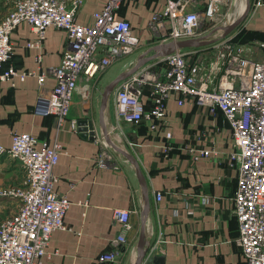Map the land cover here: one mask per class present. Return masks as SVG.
<instances>
[{
	"label": "crops",
	"instance_id": "obj_1",
	"mask_svg": "<svg viewBox=\"0 0 264 264\" xmlns=\"http://www.w3.org/2000/svg\"><path fill=\"white\" fill-rule=\"evenodd\" d=\"M257 1L251 0L252 7L244 27L252 38L264 40V5L257 6ZM14 2L0 0V10L5 9L8 13ZM107 2L85 0L78 21L93 23V13ZM240 2L242 15L245 1ZM165 3L166 0H122L116 11L115 17L129 21L133 34L142 44L132 54L136 55V62L141 56L150 55L155 46L166 43L149 27L152 15L161 11ZM207 3L208 0H189L188 10L203 11ZM11 39L14 44L11 63L18 70L41 71L58 65L67 44L66 32L50 27L44 41L43 61L39 64L36 60L39 50L27 46L36 39L30 25L20 24ZM207 46L185 50L195 52L193 56L203 60ZM126 58L110 66L92 82L89 99L78 90L69 115L61 123L57 116L43 117L33 112L41 92L35 77L17 80L14 86L10 82L0 83V143L10 147L12 132L19 131L32 133L41 142L63 147L54 167L59 177L55 187L60 194L68 195L72 204L65 215L67 228L56 230L52 235L45 264H100V255L114 249L119 250V257L117 263L111 264L136 263L144 204L136 169L128 159H119L118 167L103 168L98 164L104 148L102 138H105L100 121L102 94L118 75L135 65L124 68ZM119 84L112 90L104 109V124L110 138L135 156L146 179L151 207L145 262L163 256L164 264H246L236 243L239 225L233 197L238 172L237 167L227 161L232 143L223 118L213 120L205 108L194 103L179 105L171 97L167 104L166 126L152 130L147 123L135 125L119 114L116 103H109ZM53 85L54 80L48 78L45 87L50 89ZM82 86L83 81L80 88ZM85 118L94 121V138L88 136V132L80 131L78 121ZM214 122L220 124L221 132L213 130ZM168 133L171 138L167 137ZM211 146L218 155L198 161L188 150ZM24 180L21 163L1 154L0 192L22 185ZM156 193L162 194L161 201L156 200ZM15 209L16 203L0 194V221ZM117 209L131 212L133 228L126 233V244L114 242L121 232L114 217Z\"/></svg>",
	"mask_w": 264,
	"mask_h": 264
},
{
	"label": "built area",
	"instance_id": "obj_2",
	"mask_svg": "<svg viewBox=\"0 0 264 264\" xmlns=\"http://www.w3.org/2000/svg\"><path fill=\"white\" fill-rule=\"evenodd\" d=\"M84 3L85 0H15L0 20V83L14 86L17 80L35 77L41 92L33 112L43 117L57 116L60 123L69 115L78 90L89 99L92 82L142 47L130 22L115 17L122 0H108L93 13L91 24L77 19ZM188 3L189 0H166L162 10L152 15L149 27L164 42L203 37L205 21L216 17L225 0H208L203 11L188 10ZM256 5H264L263 0ZM22 23L30 25L36 34L27 46L39 50V64L43 61L47 30L54 27L66 32L67 44L58 65L38 71L18 70L11 63V36ZM255 41L264 51V40ZM230 46L221 53L222 58L226 57L221 63H206L185 49L146 63L120 82L115 100L119 114L127 121L135 125L147 123L152 130L168 124L167 104L171 97L179 105L194 103L205 108L213 120L223 118L232 143L227 161L238 172L233 197L239 225L236 243L246 264H264V59H250L240 45L232 49ZM48 78L54 80L50 89L45 87ZM213 126L215 132L222 131L220 124L214 122ZM167 137L171 138V133ZM188 150L195 161L218 155L213 146ZM62 152V145L41 142L29 132L13 131L10 147L0 143V155L17 159L25 171L22 185L0 192L16 203L15 211L0 221V264H45L53 233L67 228L65 215L72 202L68 195L56 190L59 177L54 172ZM98 164L103 168L118 167V159L104 147ZM161 199L162 194L156 193V200ZM114 217L121 226L114 242L126 244V233L133 228L131 212L117 209ZM118 257V249L109 250L100 255L99 262L117 263Z\"/></svg>",
	"mask_w": 264,
	"mask_h": 264
},
{
	"label": "water",
	"instance_id": "obj_3",
	"mask_svg": "<svg viewBox=\"0 0 264 264\" xmlns=\"http://www.w3.org/2000/svg\"><path fill=\"white\" fill-rule=\"evenodd\" d=\"M251 7H252L251 0H247V6H246L245 12L238 19H236L232 24L226 27H223V29H225V32H231L233 29L238 27L243 22V20H245L246 17L248 16ZM216 30L217 29L213 30L209 35L203 36L200 38L170 41V42H166V43L155 46L154 48L150 50L152 52L150 55L141 56L131 69L121 73L111 83H109L106 86L102 94L101 120L100 121L103 126L102 129H103V134L105 136V139L110 145H112L115 151L122 154L126 159H128L134 165L141 188H142V192H143L144 204H143V208L141 211V226H140V233H139V240H138V255H137L135 264H164V257L163 256L152 257L148 262H145L146 254H147L146 229H147V220H148V216L150 213V207H151V199H150L148 186H147L144 174L135 156L129 151H127L126 149L118 146L110 138L107 128L104 124V116H103L104 109L106 108L109 96L112 90L115 88V86H117L121 81L127 79L132 74H134L141 66L153 60H156L158 58L167 56L178 49L193 48V47L198 48V47L209 45L216 40V39L215 40L209 39L215 33ZM78 126L80 127V131L88 132V136H91L92 138L96 136L95 125L92 119H88V118L81 119L78 121Z\"/></svg>",
	"mask_w": 264,
	"mask_h": 264
},
{
	"label": "rangeland",
	"instance_id": "obj_4",
	"mask_svg": "<svg viewBox=\"0 0 264 264\" xmlns=\"http://www.w3.org/2000/svg\"><path fill=\"white\" fill-rule=\"evenodd\" d=\"M241 10L242 7L240 0H225V4L221 5L216 17L210 21H205L202 28L204 30L203 31L204 36L209 35L213 30L219 27L221 28L225 25L232 24L236 19H238L241 16L240 15ZM6 14H7V10L5 9L0 10V15L2 18ZM248 17L249 15L246 17L245 20H243V22L238 27L233 29L231 32L224 31L223 36L218 38L214 37L216 40L214 39L215 41L207 46L208 49L206 51L208 52L207 54H205L206 56L203 58V60L206 63H212L216 61L221 63V61H223L224 58H222L220 55L221 53H226L229 50L228 49L229 45H231L230 48L231 47L237 48L240 45L244 49L243 53L250 59L253 60L264 59V51H262V49L259 47V45L255 41L256 39L250 36V32L248 30L245 31L244 25ZM209 39H211V37ZM225 56H227V54H225ZM126 59L127 61L125 62L124 68L129 69L135 64L136 55H131ZM115 94H116V90L112 93L109 103H116ZM102 143L105 149H108V151L113 153L118 160L121 159L123 161H127V159L122 154L115 151L112 145H110L104 137L102 138ZM118 144L120 145L121 143Z\"/></svg>",
	"mask_w": 264,
	"mask_h": 264
},
{
	"label": "bare ground",
	"instance_id": "obj_5",
	"mask_svg": "<svg viewBox=\"0 0 264 264\" xmlns=\"http://www.w3.org/2000/svg\"><path fill=\"white\" fill-rule=\"evenodd\" d=\"M245 1V4H244V9L246 10V6H247V0H244ZM244 10V12H245ZM228 23V22H227ZM227 25L223 26V27H226ZM223 27L221 28H217V30L215 31V33L211 36V39H215L214 37L218 38V37H221L224 35V31L225 29H223Z\"/></svg>",
	"mask_w": 264,
	"mask_h": 264
}]
</instances>
